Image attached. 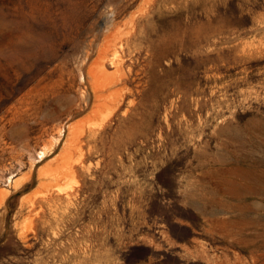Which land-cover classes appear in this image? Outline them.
Returning <instances> with one entry per match:
<instances>
[{
  "label": "rangeland",
  "instance_id": "1",
  "mask_svg": "<svg viewBox=\"0 0 264 264\" xmlns=\"http://www.w3.org/2000/svg\"><path fill=\"white\" fill-rule=\"evenodd\" d=\"M0 264H264V0H0Z\"/></svg>",
  "mask_w": 264,
  "mask_h": 264
},
{
  "label": "flooded vegetation",
  "instance_id": "2",
  "mask_svg": "<svg viewBox=\"0 0 264 264\" xmlns=\"http://www.w3.org/2000/svg\"><path fill=\"white\" fill-rule=\"evenodd\" d=\"M147 253V251H144L142 250V253L140 254L141 256H144L145 254ZM172 254L169 255V257L171 256ZM164 256L165 258L168 257V255H162ZM167 259V258H166Z\"/></svg>",
  "mask_w": 264,
  "mask_h": 264
},
{
  "label": "bare ground",
  "instance_id": "3",
  "mask_svg": "<svg viewBox=\"0 0 264 264\" xmlns=\"http://www.w3.org/2000/svg\"><path fill=\"white\" fill-rule=\"evenodd\" d=\"M115 66V65H114ZM116 67V66H115Z\"/></svg>",
  "mask_w": 264,
  "mask_h": 264
}]
</instances>
